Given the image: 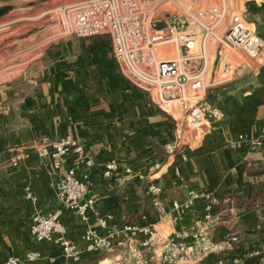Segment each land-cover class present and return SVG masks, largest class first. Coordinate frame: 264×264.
<instances>
[{
    "label": "crops",
    "instance_id": "0c3cea01",
    "mask_svg": "<svg viewBox=\"0 0 264 264\" xmlns=\"http://www.w3.org/2000/svg\"><path fill=\"white\" fill-rule=\"evenodd\" d=\"M17 1L0 0L2 14L13 10ZM245 11L246 21L264 38V0H247ZM110 44L64 36L47 50L44 65L0 84V262L8 255L38 249L42 257L33 264H66L57 244L36 241L29 231L36 208L49 212L60 207L57 185L72 163L67 156L56 168L49 156L35 155L43 135L78 137L93 156L89 194L95 211L90 213V225L96 226L95 217L106 213L112 216L110 225L154 224L157 239L146 252V264H160L158 243L172 228L168 217L157 219L146 192L149 180L161 185L166 208L190 190L209 192L215 214L211 235L235 231L239 235L235 251L264 249V147L249 150L237 142L239 133L255 136L264 125V46L255 58L249 57L259 58L255 64L238 61L230 80L217 81L207 91L209 103L218 106L221 115L191 131L183 123L188 116L183 106L177 116L163 112L149 92L121 76ZM18 151L31 156L12 166L10 159ZM111 160L118 168L106 178L100 168ZM26 186L36 196L35 204L26 198ZM203 206L204 199L197 200L178 226H192ZM61 220L64 235L84 249L85 223L66 209ZM114 255L83 251L77 264H105ZM255 262L254 258L242 264ZM201 264H213V258Z\"/></svg>",
    "mask_w": 264,
    "mask_h": 264
},
{
    "label": "built area",
    "instance_id": "2783aa9c",
    "mask_svg": "<svg viewBox=\"0 0 264 264\" xmlns=\"http://www.w3.org/2000/svg\"><path fill=\"white\" fill-rule=\"evenodd\" d=\"M158 3V0L69 3L62 8L64 31L79 37L107 32L114 61L125 78L135 87L153 94L164 110L179 102L188 111L186 125L198 128L221 115L219 108L211 105L206 97L215 59L216 70H222L224 75L234 73L235 64L230 62L227 52L237 50L255 58L264 46V38L240 13H227L226 6L210 5L195 12L185 9V19L169 16L160 23L161 19L153 15ZM237 142L249 150L264 147V125L255 136L239 133ZM34 153L39 157L49 156L56 168L62 166L67 156L72 157L71 165L65 167L57 185L60 207L49 212L36 208L32 213L29 231L36 241L57 244L66 264H77L83 251H114L113 258L105 264H146V252L157 239L153 223L110 225L108 220L112 216L106 213L95 217L96 226L89 224L90 213L95 211L94 198L89 194V176L95 160L82 139L71 135L59 138L43 135ZM30 156L29 152L18 151L10 164L17 166ZM102 165L100 172L106 178L118 168L114 160ZM137 175L143 178L144 174ZM146 192L156 208L157 219L162 221L168 217L172 225L158 243L160 264H201L207 257L213 258V264H242L254 258V264H264L263 248L235 251L237 232L228 230L220 237L211 235L215 214L209 192L190 190L184 198L172 200L169 208L162 200L159 183L149 180ZM25 196L36 203V196L28 186ZM201 198L204 199L201 217L189 228H180L183 214ZM63 209L77 214L85 223L81 234L84 249L64 235ZM41 257L40 250L30 249L21 256L8 255L0 264H33Z\"/></svg>",
    "mask_w": 264,
    "mask_h": 264
},
{
    "label": "rangeland",
    "instance_id": "374dc122",
    "mask_svg": "<svg viewBox=\"0 0 264 264\" xmlns=\"http://www.w3.org/2000/svg\"><path fill=\"white\" fill-rule=\"evenodd\" d=\"M78 1L81 0H20L17 1L13 10L0 16V84L20 78L23 72L36 70L39 64L44 65L47 62L46 59H48L49 54L47 50L54 47L62 37L77 36L74 33L64 31L62 8L66 4ZM158 2L153 15L161 19L160 23H163L165 18L169 16L183 20L186 18L185 9L195 12L198 8H205L210 5L226 6L227 13H240L245 21L247 16L245 11L247 0H158ZM89 38L100 40L103 43H111L107 32ZM210 50L214 51L213 48ZM227 57L232 64L239 61L252 65L259 59H249L248 56L237 50H229ZM216 61L217 59H215L212 71L209 73L210 85L207 87V91L214 87L217 81L225 82L234 75V73L224 75L222 70H216ZM117 67L121 76L126 79L118 65ZM151 96L152 100L156 102L153 94ZM207 101L210 102L209 98ZM156 106L159 110L174 113L176 116L178 115L177 112L185 110L179 102H175L171 109L166 108V111L161 109L157 102ZM185 121L186 119L183 123ZM189 129L194 131L196 128Z\"/></svg>",
    "mask_w": 264,
    "mask_h": 264
},
{
    "label": "trees",
    "instance_id": "16d2710c",
    "mask_svg": "<svg viewBox=\"0 0 264 264\" xmlns=\"http://www.w3.org/2000/svg\"><path fill=\"white\" fill-rule=\"evenodd\" d=\"M2 14V9H0V15Z\"/></svg>",
    "mask_w": 264,
    "mask_h": 264
},
{
    "label": "bare ground",
    "instance_id": "6f19581e",
    "mask_svg": "<svg viewBox=\"0 0 264 264\" xmlns=\"http://www.w3.org/2000/svg\"><path fill=\"white\" fill-rule=\"evenodd\" d=\"M15 42V41H14ZM15 45V44H14Z\"/></svg>",
    "mask_w": 264,
    "mask_h": 264
}]
</instances>
